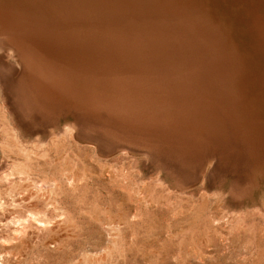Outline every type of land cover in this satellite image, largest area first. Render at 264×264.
I'll use <instances>...</instances> for the list:
<instances>
[{
    "label": "rangeland",
    "instance_id": "1",
    "mask_svg": "<svg viewBox=\"0 0 264 264\" xmlns=\"http://www.w3.org/2000/svg\"><path fill=\"white\" fill-rule=\"evenodd\" d=\"M229 1L0 0V21L57 47L53 59L65 47L60 12L92 29L157 18L189 40L175 45L179 63L194 61L190 43L212 50L218 37L254 77L255 18L236 21ZM1 24L0 105L20 137L0 145V264H264L262 115L238 122L196 75L187 91L56 75L28 62ZM101 48L98 61L113 52Z\"/></svg>",
    "mask_w": 264,
    "mask_h": 264
},
{
    "label": "bare ground",
    "instance_id": "2",
    "mask_svg": "<svg viewBox=\"0 0 264 264\" xmlns=\"http://www.w3.org/2000/svg\"><path fill=\"white\" fill-rule=\"evenodd\" d=\"M5 1L7 2L9 0ZM243 1L245 0H230L228 3L240 7L237 13H234L236 21L252 22V18H255L253 19V22H255L254 77H251L249 73L250 70H248L249 77L246 75L247 72L244 71L247 69L243 68L238 58L225 54L222 49L224 48L223 41L217 36L210 46L213 48L212 50L208 49V47L204 49L205 46L202 48V43L199 44L195 39V42L188 45V47L195 50L194 53L196 56L193 59L194 61L189 63V60L186 58V64L182 62L185 65H180L182 63H179L180 61L176 59L177 55H179L176 46L183 45V40L187 44V36L184 37L182 33V35H178L177 32H170V30L165 29V27H162L165 26V23L159 21L157 18H155V20L149 19L146 21H143L142 18H132L130 19L131 24H129V26L120 23L118 26L106 25L102 28L92 29V26H89V24L85 25V23H81L78 18L69 15L71 13H69L68 10L65 11L66 13L60 12L58 15L59 18L57 19H64V21L67 22H65L62 27H59L58 30L56 28L54 33L60 38L65 47L61 48L59 54L53 59L50 58L52 48L42 47L32 34H17L13 26L5 20L2 21V24L0 21V24L5 27V31L9 33L13 43L24 51L28 62H37L51 72H55L56 75H60L62 69L65 78L77 74L84 80H96V82L112 81L114 84L126 82L127 80L132 82L134 78L138 80L146 79L149 81L148 85L154 88L164 87L173 88L175 90L183 89L186 91L188 88H191L193 83L191 81H193L195 75L201 76L202 79H198V82L209 87L216 96L215 98L220 101V104H222L227 111L234 113L233 116H235L238 122L245 120L249 123L252 118H255L256 114L262 115V118L264 117V86L262 85L264 82V0H246L248 1L246 4ZM254 4L255 8L251 10V6H254ZM216 6L217 5L214 4V7ZM228 7L229 5L227 8ZM115 9L110 8L106 10L112 17L117 14H114L116 12ZM21 12L26 18L32 16L31 12L28 10H23ZM80 13L82 12L78 11L75 15H80ZM102 13L105 14L104 9L99 7L96 8V11L94 9V15ZM105 19L107 18H101L100 22L104 23ZM94 33L101 38H103V35L109 36L112 39L111 41H115V39L119 37L121 41L124 40L129 44L132 43L133 45L131 47H135L137 50L132 52L119 51L116 44H103L104 46H101L91 39ZM47 34L49 35V32H47ZM103 40L104 39L101 41ZM84 45H86V47ZM56 48L57 47L52 49L55 53L58 52ZM100 48L109 49L108 53L110 51L113 52L107 54V57H105L103 61H98L94 57L100 53ZM186 70L189 75L186 73ZM101 73L110 75H113V73L115 74L112 78L104 81L100 79ZM252 85L255 86V89H248V86L252 87ZM211 105L212 104L208 102L203 111H209ZM0 121L3 124L1 125V131L8 140L7 144L1 141L0 145L2 149H6V147L14 144L13 137L19 139L20 136L15 127L12 126L2 105H0ZM68 127L73 129V124ZM249 128L252 129L253 125Z\"/></svg>",
    "mask_w": 264,
    "mask_h": 264
},
{
    "label": "water",
    "instance_id": "3",
    "mask_svg": "<svg viewBox=\"0 0 264 264\" xmlns=\"http://www.w3.org/2000/svg\"><path fill=\"white\" fill-rule=\"evenodd\" d=\"M50 86V85H49ZM50 88V87H49Z\"/></svg>",
    "mask_w": 264,
    "mask_h": 264
}]
</instances>
